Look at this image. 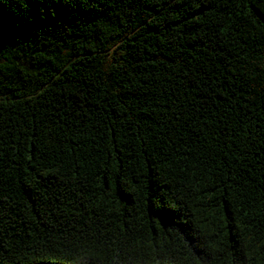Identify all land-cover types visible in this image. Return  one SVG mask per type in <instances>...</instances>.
<instances>
[{"label":"trees","instance_id":"trees-1","mask_svg":"<svg viewBox=\"0 0 264 264\" xmlns=\"http://www.w3.org/2000/svg\"><path fill=\"white\" fill-rule=\"evenodd\" d=\"M0 264H264V0H0Z\"/></svg>","mask_w":264,"mask_h":264}]
</instances>
